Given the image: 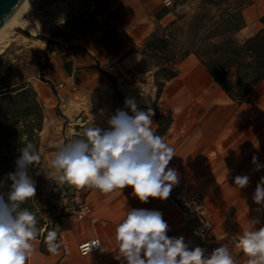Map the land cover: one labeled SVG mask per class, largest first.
Segmentation results:
<instances>
[{
    "label": "crops",
    "instance_id": "1",
    "mask_svg": "<svg viewBox=\"0 0 264 264\" xmlns=\"http://www.w3.org/2000/svg\"><path fill=\"white\" fill-rule=\"evenodd\" d=\"M94 1L101 11L110 0ZM114 1L119 6V23L94 26L65 52L52 50L41 72L46 82L29 80L44 109L37 135L40 155L46 150L48 155H54L63 144L58 138L59 117L68 104L73 103L74 109L83 111L93 125L103 119H92L91 114L105 109L118 110L115 95L102 78L103 72L137 63L140 59L137 48L157 25L165 26L174 18V9L166 6L164 0ZM253 4L254 8L246 15L242 11L245 27L236 37L246 39L260 30L259 25L250 29L249 25L255 17L264 16V0H254ZM176 69L177 76L165 83L156 106H152L153 113L169 111L172 116L164 140L175 149L176 156L168 168L177 171L179 183L169 198L163 201L149 198L147 203H141L133 196L131 187L110 194L94 188L86 195L78 191L77 200L91 206L97 222L64 217L57 252L41 253L40 240L35 239V251L27 264H126L123 258L117 259L115 228L132 209L160 211L169 226V237H184L190 249L199 246L205 249L206 256L226 245L236 264H243L246 256L236 247V239L244 229L264 227V204H257L253 199L256 186L264 177V167L257 170L253 163L255 157L264 165V81L249 93V102L237 104L211 79L193 54L184 58ZM66 82H73L77 89L73 92L56 89L57 84ZM90 90L94 91L93 96L87 93ZM152 121L154 130V115ZM41 164L37 167L43 182ZM244 175L249 177V184L239 189L234 183L235 177ZM181 190L187 194L200 192L204 197L210 222L205 243L192 241L190 224L173 201V196ZM93 237L99 239L100 250L81 257L78 244Z\"/></svg>",
    "mask_w": 264,
    "mask_h": 264
},
{
    "label": "clouds",
    "instance_id": "2",
    "mask_svg": "<svg viewBox=\"0 0 264 264\" xmlns=\"http://www.w3.org/2000/svg\"><path fill=\"white\" fill-rule=\"evenodd\" d=\"M125 106L133 115L117 110L108 120L110 130L91 126L84 130V138L59 145L49 159L48 178L57 184L94 188L104 194L131 187L141 203H147L149 198L167 200L179 183L177 171L168 168L176 156L175 149L153 131L151 109L138 110L134 99H126ZM40 163L41 156L34 145L25 144L16 170L7 175L11 183L0 181V264H27L34 254L37 219L23 205L36 195L29 170ZM253 163L257 170L264 167L255 157ZM234 183L242 189L249 184V177L236 176ZM253 199L264 204V177ZM168 231L160 211L128 210L115 228L117 259L123 258L126 264H236L226 245L206 256L205 249H190L184 237L171 238ZM56 236L55 232L47 236L48 249L54 254L59 247ZM93 247H101L100 241H91L89 250ZM236 247L248 258L247 264H264V227L242 230Z\"/></svg>",
    "mask_w": 264,
    "mask_h": 264
},
{
    "label": "trees",
    "instance_id": "3",
    "mask_svg": "<svg viewBox=\"0 0 264 264\" xmlns=\"http://www.w3.org/2000/svg\"><path fill=\"white\" fill-rule=\"evenodd\" d=\"M251 1L199 0L187 20H183L185 16H178L165 26H156L137 50L142 58L147 56L154 59L157 88L154 107L165 83L177 76V64L190 54L200 61L211 79L231 101L237 104L250 101L249 93L264 81V16L259 19L262 26L254 35L238 42L235 34L245 27L242 11ZM43 40L47 56L50 52L49 41L46 38ZM38 78L41 82H46L41 72ZM1 80L0 181L10 184L7 175L16 170V161L25 144L30 143L38 150L37 135L41 130L44 109L29 81L21 80L9 85L3 82V78ZM171 123L169 111L165 114L157 110L154 112L156 127L153 131L158 135L164 137ZM91 126L90 123L76 126L80 131V136L76 138H84V130ZM29 171L36 184V195L23 207L35 213L38 229L36 239L40 240V252L48 254L49 232L57 234L56 243L59 245L61 220L68 216L63 208H59V201L67 195L71 185L62 184L56 191L50 192L48 198L38 200L37 186L42 182V177L37 165L31 166Z\"/></svg>",
    "mask_w": 264,
    "mask_h": 264
},
{
    "label": "rangeland",
    "instance_id": "4",
    "mask_svg": "<svg viewBox=\"0 0 264 264\" xmlns=\"http://www.w3.org/2000/svg\"><path fill=\"white\" fill-rule=\"evenodd\" d=\"M198 2L199 0L174 1L171 4L174 9V18L172 20L178 16H185L183 20H187L198 5ZM253 2L254 0L251 1L249 6L244 8L243 12L245 15L254 8ZM83 11L84 7L80 4L79 0L37 1L27 15V26L15 27L10 33L6 46L0 52V83L2 82V78L4 79L3 82L5 81L9 85L21 80H39V73L46 66L48 59V55L46 56L44 53L46 43L43 38L48 39L50 52L52 50L57 52L67 51L77 38L82 37L89 28L92 29L94 27L81 18ZM259 19V17H255L253 23L249 25V29L256 25H259L261 28L262 25L261 23L259 24ZM31 25L37 26L38 29L35 31L30 30L29 27ZM22 35L36 38L38 42L31 46L22 45L16 41V38ZM235 39L238 42L245 40L236 36ZM61 47H63V51L60 49ZM139 48L137 49L139 50ZM8 70L10 71L8 72ZM155 71L154 59L147 56L142 58L140 55L139 61L129 68L122 67L117 71L110 70L103 72L102 78L108 82L110 90L115 95L118 110H123L130 116L133 115L131 109L125 106V100L134 99L138 110L147 112L149 109L146 106H150V109L153 111L152 106L157 90L155 86ZM93 92L90 90L87 93L93 96ZM93 104L95 105V102ZM73 106V103L68 104L66 108H63L64 114H60L59 117L60 129L58 138L63 144L71 142L77 139V136H80V131L76 129V126L90 123L94 127L108 129L110 127L108 120L116 113L113 109H105L100 113L91 114L92 119H103L96 121L97 125H93L91 121H88L83 111L74 109ZM40 156L43 162L42 164L40 163V170L44 179L42 182L43 186L41 184L37 186L38 194L39 198H42V195L43 198H48L50 192L56 191L58 186L60 185L61 187L62 184H57L48 178L46 174L49 172V159L53 155H48L46 150Z\"/></svg>",
    "mask_w": 264,
    "mask_h": 264
},
{
    "label": "built area",
    "instance_id": "5",
    "mask_svg": "<svg viewBox=\"0 0 264 264\" xmlns=\"http://www.w3.org/2000/svg\"><path fill=\"white\" fill-rule=\"evenodd\" d=\"M36 2H34L29 8L26 13L27 15L32 10ZM79 2L84 7L81 18L86 23H90V26H113L120 22L119 6L114 0H110L101 11L98 10V3L94 0H79ZM163 2L166 6H171L172 4L170 0H164ZM88 30H90V28ZM60 49L62 51L64 50L63 47ZM56 89L73 92L77 89V86L73 82H66L57 84ZM89 190L90 188L88 187L76 188L71 186L67 195L60 199L59 208H63L64 212L75 220L81 221L89 219L90 221L96 223L97 220L92 215L91 206L84 201H78L76 198V192L80 191L86 195ZM173 201L180 209L182 217L190 224V236L192 241L205 243L207 240V233L210 228V222L208 219V209L200 192L187 194L185 191L181 190L173 196ZM93 240L99 239L97 237H93L78 244L77 250L81 257H86L91 253L100 250L101 247H93L91 251L89 250L91 247V241ZM85 245H88V247H85ZM247 259L248 258L245 257L243 264H247Z\"/></svg>",
    "mask_w": 264,
    "mask_h": 264
},
{
    "label": "bare ground",
    "instance_id": "6",
    "mask_svg": "<svg viewBox=\"0 0 264 264\" xmlns=\"http://www.w3.org/2000/svg\"><path fill=\"white\" fill-rule=\"evenodd\" d=\"M36 1L37 0H23L21 4L17 7V9L14 11V13L9 17L7 22L2 27H0V52L2 48L6 46V43L10 37V33L15 27L27 26L28 18L26 13L32 6V4ZM29 29L35 31L38 29V27L35 25H31ZM16 41L22 45L31 46L35 45L38 42V39L22 35L18 36L16 38Z\"/></svg>",
    "mask_w": 264,
    "mask_h": 264
},
{
    "label": "water",
    "instance_id": "7",
    "mask_svg": "<svg viewBox=\"0 0 264 264\" xmlns=\"http://www.w3.org/2000/svg\"><path fill=\"white\" fill-rule=\"evenodd\" d=\"M22 1L23 0H0V27L7 22Z\"/></svg>",
    "mask_w": 264,
    "mask_h": 264
}]
</instances>
